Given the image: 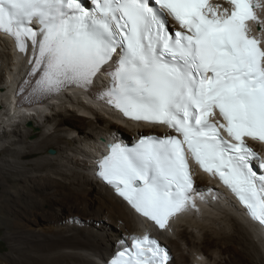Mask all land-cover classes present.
I'll list each match as a JSON object with an SVG mask.
<instances>
[{"label": "snow or ice", "instance_id": "obj_1", "mask_svg": "<svg viewBox=\"0 0 264 264\" xmlns=\"http://www.w3.org/2000/svg\"><path fill=\"white\" fill-rule=\"evenodd\" d=\"M228 2L230 11L208 0H0V32L32 53L22 99L37 102L69 85L94 91L104 72L111 83L101 99L176 133L141 134L132 147L110 142L97 161L99 178L161 229L199 191L187 154L264 225V161L246 142H264V48L246 25L257 20V5ZM217 111L221 120H209ZM169 259L144 235L105 264Z\"/></svg>", "mask_w": 264, "mask_h": 264}, {"label": "bare ground", "instance_id": "obj_2", "mask_svg": "<svg viewBox=\"0 0 264 264\" xmlns=\"http://www.w3.org/2000/svg\"><path fill=\"white\" fill-rule=\"evenodd\" d=\"M254 2L257 20L246 25L250 29L255 22L261 23V29L253 33L264 46V0ZM214 5L228 9L224 3ZM31 55L30 48L27 53L19 51L0 32V131L4 137L16 133V138L0 147V153L9 152L14 158L0 161V210L10 231L8 238L15 243L0 264H103L121 247L131 245L133 237L146 233L167 250L169 264H264L258 248H264V233L200 168L193 167L196 188L210 189L216 198L206 202L192 194L191 200L196 198L197 203H188L163 229L136 212L95 173L97 157L108 143L132 142L141 134H170L164 125L123 118L112 106L89 99L88 91L74 86L42 103L16 104L12 110L13 91L23 79ZM104 83V76L98 73L94 84ZM36 115L42 116V124L36 122ZM19 118L32 120V126L41 128L40 138L25 141L30 130L15 124ZM258 144L252 143L254 147ZM54 145L62 152L59 159L40 155L24 161ZM211 195L207 193L205 198ZM201 203L213 205L222 221L211 217Z\"/></svg>", "mask_w": 264, "mask_h": 264}, {"label": "rangeland", "instance_id": "obj_3", "mask_svg": "<svg viewBox=\"0 0 264 264\" xmlns=\"http://www.w3.org/2000/svg\"><path fill=\"white\" fill-rule=\"evenodd\" d=\"M261 9H263V8H261ZM264 24V23H263ZM264 27V26H263ZM60 104H62V103H60ZM97 110H99V107H97ZM100 111V110H99ZM101 112V111H100ZM49 112H46V114H48ZM35 117V120H36V122H38V123H43V120H42V116L40 117V116H34ZM37 117V118H36ZM22 121V122H21ZM32 120H28V121H24L23 122V120H21L20 118H19V121L18 120H16V123L15 124H18L19 126H20V128L22 129V130H27V129H29L30 130V133L25 137V141H27V142H30V141H33V140H37V139H39L40 138V133H41V131H42V129L41 128H39V127H37V126H32ZM12 127V126H11ZM15 127V125L13 126V128ZM5 128H8V129H10V127H5ZM3 129V130H6V129ZM69 129H70V127H68ZM8 129H7V131H8ZM1 131H2V129H1ZM1 131H0V147H2V146H6L7 144H9V141L11 140V139H13L14 137L16 138V133L15 134H13V136L12 135H10V136H8V137H4V135L1 133ZM145 132H146V130H145ZM74 133V134H73ZM72 133V135H75V137H78V136H80V134H78V132H73ZM120 133H122L121 131H120ZM71 135V134H70ZM70 137V136H69ZM123 142V141H122ZM59 145H62V146H64L65 145V143L64 142H59L58 143ZM78 145V144H77ZM73 146H75V144L73 145ZM49 148H51V149H54V153L53 154H49L48 152H47V150L49 149ZM61 150L60 149H58L55 145L54 146H48L47 148H46V150L44 151V153L43 154H37V156H30V158H27V159H25L24 161L25 162H28V161H32V160H34L35 158H37V157H40V155H43V156H51L53 159H55V158H57V159H59V157L61 156ZM77 157V156H76ZM80 157V159H83L81 156H79ZM4 158H8V159H10V160H13L14 158L10 155V153L9 152H2V153H0V161L2 160V159H4ZM197 203V202H196ZM201 205L205 208V209H207L209 212V214L210 215H212L211 217H214V218H216V219H218V220H220V221H222V214L218 211V210H216V209H214L213 208V205L212 206H209V205H206V204H204V203H201ZM217 212V213H216ZM220 215H219V214ZM214 215V216H213ZM3 216H4V212L2 211L1 212V210H0V258L1 257H3L4 255H8V254H11L12 253V247H14L15 246V243H13V241H11L9 238H8V236L10 235L9 233H10V231H9V229H7V227H6V224H5V222H4V218H3ZM204 217V216H203ZM202 217V218H203ZM202 218H200V219H202ZM252 240L254 241V243H256L257 245H259V243L253 238V236H252ZM128 242V241H127ZM126 244V243H125ZM258 248L260 249V251H261V255L263 256L262 257V259H263V262H264V248H262L260 245L258 246Z\"/></svg>", "mask_w": 264, "mask_h": 264}, {"label": "water", "instance_id": "obj_4", "mask_svg": "<svg viewBox=\"0 0 264 264\" xmlns=\"http://www.w3.org/2000/svg\"><path fill=\"white\" fill-rule=\"evenodd\" d=\"M256 29L259 30L260 27L257 25V26H256ZM47 152H48L49 154H53V153H54V149L49 148V149L47 150Z\"/></svg>", "mask_w": 264, "mask_h": 264}]
</instances>
